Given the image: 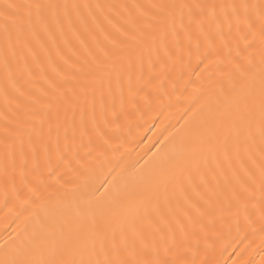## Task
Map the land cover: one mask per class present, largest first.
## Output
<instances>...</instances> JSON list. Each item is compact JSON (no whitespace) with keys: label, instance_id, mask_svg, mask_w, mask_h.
<instances>
[{"label":"bare ground","instance_id":"1","mask_svg":"<svg viewBox=\"0 0 264 264\" xmlns=\"http://www.w3.org/2000/svg\"><path fill=\"white\" fill-rule=\"evenodd\" d=\"M0 264H264V0H0Z\"/></svg>","mask_w":264,"mask_h":264},{"label":"snow or ice","instance_id":"2","mask_svg":"<svg viewBox=\"0 0 264 264\" xmlns=\"http://www.w3.org/2000/svg\"><path fill=\"white\" fill-rule=\"evenodd\" d=\"M24 7L18 4L6 3L2 6V11H0V15L3 16L5 21L12 20L15 22V19L18 17L20 9Z\"/></svg>","mask_w":264,"mask_h":264}]
</instances>
